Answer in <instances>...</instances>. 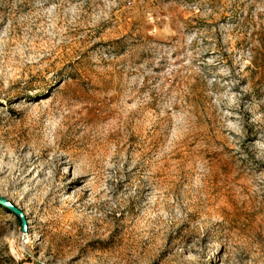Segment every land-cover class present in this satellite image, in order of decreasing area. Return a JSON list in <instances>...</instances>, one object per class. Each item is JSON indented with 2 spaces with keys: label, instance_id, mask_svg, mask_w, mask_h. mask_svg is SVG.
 Listing matches in <instances>:
<instances>
[{
  "label": "rangeland",
  "instance_id": "rangeland-1",
  "mask_svg": "<svg viewBox=\"0 0 264 264\" xmlns=\"http://www.w3.org/2000/svg\"><path fill=\"white\" fill-rule=\"evenodd\" d=\"M8 264H264V0H0Z\"/></svg>",
  "mask_w": 264,
  "mask_h": 264
},
{
  "label": "water",
  "instance_id": "water-1",
  "mask_svg": "<svg viewBox=\"0 0 264 264\" xmlns=\"http://www.w3.org/2000/svg\"><path fill=\"white\" fill-rule=\"evenodd\" d=\"M0 205L14 213L22 222V232L28 231V221L26 215L15 205H13L8 199L0 195Z\"/></svg>",
  "mask_w": 264,
  "mask_h": 264
},
{
  "label": "trees",
  "instance_id": "trees-1",
  "mask_svg": "<svg viewBox=\"0 0 264 264\" xmlns=\"http://www.w3.org/2000/svg\"><path fill=\"white\" fill-rule=\"evenodd\" d=\"M19 219V218H18ZM20 220V219H19ZM7 261H13L14 262V259L11 257V256H3L2 254L0 255V264H8ZM12 264V263H11ZM19 264V263H18Z\"/></svg>",
  "mask_w": 264,
  "mask_h": 264
}]
</instances>
